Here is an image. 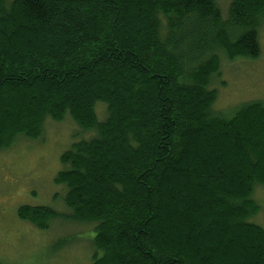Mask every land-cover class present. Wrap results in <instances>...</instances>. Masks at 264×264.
Masks as SVG:
<instances>
[{
    "label": "trees",
    "instance_id": "1",
    "mask_svg": "<svg viewBox=\"0 0 264 264\" xmlns=\"http://www.w3.org/2000/svg\"><path fill=\"white\" fill-rule=\"evenodd\" d=\"M263 23L264 0H0V150L68 115L94 133L61 155L69 214L18 216L93 224L91 264H264V102L215 112L211 87Z\"/></svg>",
    "mask_w": 264,
    "mask_h": 264
},
{
    "label": "rangeland",
    "instance_id": "2",
    "mask_svg": "<svg viewBox=\"0 0 264 264\" xmlns=\"http://www.w3.org/2000/svg\"><path fill=\"white\" fill-rule=\"evenodd\" d=\"M9 1V0H8ZM232 0H216L227 17ZM260 55L228 60L222 57L219 75L213 77L217 89L215 112L228 113L242 103L264 102V23L259 28ZM100 119L107 116L105 104L97 105ZM68 115L63 121L47 119L39 138L19 135L13 144L0 150V261L3 264H91L93 224L66 219L50 221L48 229H39L18 216L21 205L49 206L69 214L63 197L66 186L55 178L62 169L61 155L72 143L89 139ZM252 198L259 212L249 221L264 228V185L255 187Z\"/></svg>",
    "mask_w": 264,
    "mask_h": 264
}]
</instances>
